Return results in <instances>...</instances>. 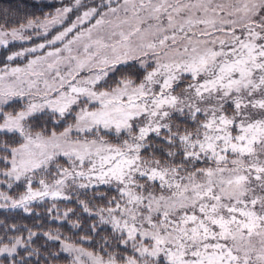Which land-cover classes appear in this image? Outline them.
Returning a JSON list of instances; mask_svg holds the SVG:
<instances>
[{"label": "snow or ice", "instance_id": "snow-or-ice-1", "mask_svg": "<svg viewBox=\"0 0 264 264\" xmlns=\"http://www.w3.org/2000/svg\"><path fill=\"white\" fill-rule=\"evenodd\" d=\"M0 9V264H264V0Z\"/></svg>", "mask_w": 264, "mask_h": 264}, {"label": "trees", "instance_id": "trees-1", "mask_svg": "<svg viewBox=\"0 0 264 264\" xmlns=\"http://www.w3.org/2000/svg\"><path fill=\"white\" fill-rule=\"evenodd\" d=\"M32 0H0V9L6 8L9 5L12 6V8H16L19 6V11L23 13L25 11L24 4L25 3H31Z\"/></svg>", "mask_w": 264, "mask_h": 264}]
</instances>
